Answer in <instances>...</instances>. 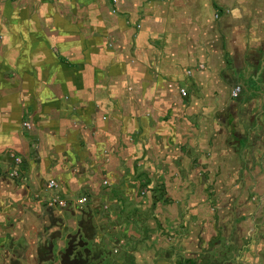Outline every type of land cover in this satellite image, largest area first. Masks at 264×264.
<instances>
[{
  "label": "crops",
  "instance_id": "crops-1",
  "mask_svg": "<svg viewBox=\"0 0 264 264\" xmlns=\"http://www.w3.org/2000/svg\"><path fill=\"white\" fill-rule=\"evenodd\" d=\"M50 179L148 206L172 259L262 263L264 0H0V228L62 215Z\"/></svg>",
  "mask_w": 264,
  "mask_h": 264
},
{
  "label": "rangeland",
  "instance_id": "rangeland-1",
  "mask_svg": "<svg viewBox=\"0 0 264 264\" xmlns=\"http://www.w3.org/2000/svg\"><path fill=\"white\" fill-rule=\"evenodd\" d=\"M45 160L46 164L51 161ZM82 169L85 170L83 164ZM75 171L73 175L78 177L79 168ZM10 186L9 182L3 188ZM76 191L85 192L81 188ZM118 192L104 191L96 199L88 192L90 203L85 207L90 208L89 216L85 207L76 208L72 196L68 199L74 211L57 217L42 218L32 207L33 214L43 222L32 214L19 219L5 215L0 228V257L4 258L0 264H60V255L70 245L92 250L90 261L95 264H190L180 257L172 259L175 237L161 226L153 211L149 212L146 206L147 211L141 213L136 199L123 200ZM220 244L222 248L225 245ZM222 248L200 257L194 264H211L213 256L223 261L229 249Z\"/></svg>",
  "mask_w": 264,
  "mask_h": 264
},
{
  "label": "built area",
  "instance_id": "built-area-1",
  "mask_svg": "<svg viewBox=\"0 0 264 264\" xmlns=\"http://www.w3.org/2000/svg\"><path fill=\"white\" fill-rule=\"evenodd\" d=\"M240 91V87H234L233 90H232V95L233 96H236L237 93H239ZM183 95L185 94L183 91L181 92ZM25 127H28V124L25 123L24 124ZM12 159L14 160V163L18 166H20L23 162L22 158L20 156H16L15 154H12ZM9 177L10 178H14V179H17L20 174H19V171L18 169H12L11 171H9L8 173ZM46 187L48 190L52 191V192H55V193H52L46 200H45V206L50 208V209H58V210H63L64 212L65 211H68L69 208L72 206V204H69L64 198H61L57 193V184L56 182L53 180V179H50L47 181V184H46ZM87 201L86 197L83 196V197H80V198H77L76 199V205H82V204H85Z\"/></svg>",
  "mask_w": 264,
  "mask_h": 264
},
{
  "label": "flooded vegetation",
  "instance_id": "flooded-vegetation-1",
  "mask_svg": "<svg viewBox=\"0 0 264 264\" xmlns=\"http://www.w3.org/2000/svg\"><path fill=\"white\" fill-rule=\"evenodd\" d=\"M92 250H79L73 246H69L64 253L60 255V264H95V262L90 261V258H93ZM4 259L2 256L1 260ZM87 259V260H86Z\"/></svg>",
  "mask_w": 264,
  "mask_h": 264
},
{
  "label": "water",
  "instance_id": "water-1",
  "mask_svg": "<svg viewBox=\"0 0 264 264\" xmlns=\"http://www.w3.org/2000/svg\"><path fill=\"white\" fill-rule=\"evenodd\" d=\"M65 212H69V211H65Z\"/></svg>",
  "mask_w": 264,
  "mask_h": 264
}]
</instances>
